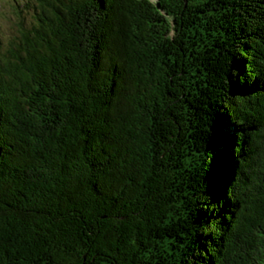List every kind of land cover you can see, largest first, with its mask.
Returning a JSON list of instances; mask_svg holds the SVG:
<instances>
[{"label": "trees", "instance_id": "16d2710c", "mask_svg": "<svg viewBox=\"0 0 264 264\" xmlns=\"http://www.w3.org/2000/svg\"><path fill=\"white\" fill-rule=\"evenodd\" d=\"M29 2L0 264H264V0Z\"/></svg>", "mask_w": 264, "mask_h": 264}, {"label": "rangeland", "instance_id": "374dc122", "mask_svg": "<svg viewBox=\"0 0 264 264\" xmlns=\"http://www.w3.org/2000/svg\"><path fill=\"white\" fill-rule=\"evenodd\" d=\"M32 8L29 0H0V64L11 59L20 28L34 23Z\"/></svg>", "mask_w": 264, "mask_h": 264}]
</instances>
